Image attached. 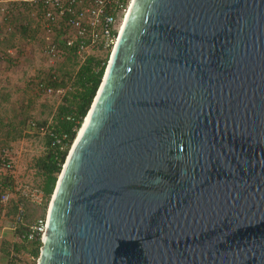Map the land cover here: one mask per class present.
<instances>
[{"label": "water", "instance_id": "1", "mask_svg": "<svg viewBox=\"0 0 264 264\" xmlns=\"http://www.w3.org/2000/svg\"><path fill=\"white\" fill-rule=\"evenodd\" d=\"M87 114L36 264H264V0H132Z\"/></svg>", "mask_w": 264, "mask_h": 264}, {"label": "rangeland", "instance_id": "2", "mask_svg": "<svg viewBox=\"0 0 264 264\" xmlns=\"http://www.w3.org/2000/svg\"><path fill=\"white\" fill-rule=\"evenodd\" d=\"M26 21L27 13L17 16L16 31L0 39V196L7 186L12 187L9 199H0V264H27L25 251L10 230L16 202L22 199L25 203L24 223L28 225L46 216L51 201V197L47 202L43 197V176L37 166L48 151L46 138L30 129L29 124L52 125L63 98L45 96L34 85L55 75L65 83L61 88L69 101L76 88L75 60L70 56H61L54 62L44 58L37 33L22 26ZM98 57L102 58V54ZM2 159L9 161L10 171L1 170ZM23 190L36 195L37 200L23 199Z\"/></svg>", "mask_w": 264, "mask_h": 264}, {"label": "built area", "instance_id": "3", "mask_svg": "<svg viewBox=\"0 0 264 264\" xmlns=\"http://www.w3.org/2000/svg\"><path fill=\"white\" fill-rule=\"evenodd\" d=\"M131 0H0V39L14 33L16 30V17L24 12L28 21L22 26L31 28L41 39V53L50 62L58 60L64 55L63 49L72 50L78 66L89 57L110 58L113 46L119 34L121 25L130 6ZM99 58V57H98ZM56 76L52 75L46 81H37L35 88L45 96L62 99L64 89L54 88L49 82H54ZM66 120H71L66 117ZM29 128L49 138L51 148H65V135H57L50 130L49 125L38 126L30 123ZM70 148V146H69ZM1 170H11L9 161L2 159ZM9 185L1 194V202L9 199ZM28 190L22 191V198L37 200V196ZM16 213L10 230L18 231L23 227V233L17 237L18 241L27 243L41 240L45 218H37L32 224H25V203L21 199L16 202ZM42 245L39 247V250ZM27 264H36L38 256L25 253Z\"/></svg>", "mask_w": 264, "mask_h": 264}, {"label": "trees", "instance_id": "4", "mask_svg": "<svg viewBox=\"0 0 264 264\" xmlns=\"http://www.w3.org/2000/svg\"><path fill=\"white\" fill-rule=\"evenodd\" d=\"M23 28L26 29V27ZM62 49L64 52V55L62 56L72 57L78 67L74 75L75 81L73 84L76 88L74 93H72L71 101L68 100L67 96H63L62 105L56 109L54 123L49 125L50 130H52L55 134L65 135V148L63 150H60L58 147L51 148L49 146V138L45 136L48 151L46 155L37 163V166L43 176L41 191L43 197L46 199V202L52 196L57 177L67 156L69 146L72 144L76 133L87 114L106 67V59L98 57H89L82 65L78 66L76 58L73 55V51H68L64 48ZM49 85L54 88H58L64 87L65 83L63 81H58L56 78L54 82H49ZM66 117H70L71 120H66ZM23 230V227L20 226L18 231L14 232L16 237L20 236L23 233ZM20 244L22 249L25 251L24 253H30L33 256H38L39 247L41 246L39 241L31 243L20 241Z\"/></svg>", "mask_w": 264, "mask_h": 264}, {"label": "bare ground", "instance_id": "5", "mask_svg": "<svg viewBox=\"0 0 264 264\" xmlns=\"http://www.w3.org/2000/svg\"><path fill=\"white\" fill-rule=\"evenodd\" d=\"M132 1V0H131ZM131 3V2H130ZM109 60V59H108ZM90 111V110H89ZM89 113V112H88ZM88 115V114H87ZM86 118H87V116H85V118H84V122H83V125H84V123H85V121H86ZM83 125H82V127H83ZM82 127H81V129H82ZM81 129H79L78 131H77V137H76V139L78 138V136H79V134H80V131H81ZM76 141V140H75ZM75 141L73 142V144L71 145V148L73 147V145H74V143H75ZM71 148H70V150H71ZM70 150H69V152H70ZM69 154V153H68ZM68 156V155H67ZM66 159H67V157H66ZM65 163V162H64ZM64 163H63V166H64ZM63 166H62V168H63ZM61 168V169H62ZM59 176H60V173H59V175H58V177L57 178H59Z\"/></svg>", "mask_w": 264, "mask_h": 264}, {"label": "crops", "instance_id": "6", "mask_svg": "<svg viewBox=\"0 0 264 264\" xmlns=\"http://www.w3.org/2000/svg\"><path fill=\"white\" fill-rule=\"evenodd\" d=\"M16 239H17V237H16ZM18 240V239H17Z\"/></svg>", "mask_w": 264, "mask_h": 264}]
</instances>
